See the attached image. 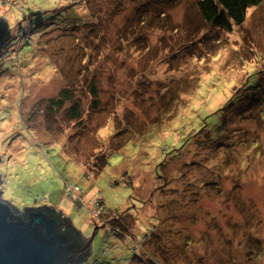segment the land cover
<instances>
[{
  "label": "rangeland",
  "instance_id": "obj_1",
  "mask_svg": "<svg viewBox=\"0 0 264 264\" xmlns=\"http://www.w3.org/2000/svg\"><path fill=\"white\" fill-rule=\"evenodd\" d=\"M172 2L0 0V198L61 211L91 241L80 264H264V91L217 113L264 87V2L233 33Z\"/></svg>",
  "mask_w": 264,
  "mask_h": 264
},
{
  "label": "water",
  "instance_id": "obj_2",
  "mask_svg": "<svg viewBox=\"0 0 264 264\" xmlns=\"http://www.w3.org/2000/svg\"><path fill=\"white\" fill-rule=\"evenodd\" d=\"M8 31V21L0 17V56L9 39ZM37 208L41 207L22 210L14 207L12 200L0 198V264L84 262L92 251L91 241L82 239L84 245H80L62 233L56 219Z\"/></svg>",
  "mask_w": 264,
  "mask_h": 264
},
{
  "label": "trees",
  "instance_id": "obj_3",
  "mask_svg": "<svg viewBox=\"0 0 264 264\" xmlns=\"http://www.w3.org/2000/svg\"><path fill=\"white\" fill-rule=\"evenodd\" d=\"M263 2H264V0H196V8L199 12V15L203 18V20L205 22H207L208 24H210L211 26H213L215 28H222V29L228 31L229 33H233L235 26H242L243 23L246 21L249 9L252 7L260 6ZM168 3L170 4V6H172V4L174 2H172V0H168ZM74 5L75 6H66V8L68 10H70L73 7H77L76 3H74ZM86 11L87 10H85V12ZM152 13L159 18L160 17L163 18L164 16L167 15L166 12L161 9V7H159L157 10H154ZM75 15L79 16V18L82 20L81 23L77 22V23L73 24L77 27L81 26L82 24H86V25L91 24V21L94 24L101 23L99 18L93 16V14L92 15L90 14V16H88L89 14H84L86 16L82 17L77 9L74 12H72V16H75ZM88 17L90 18V20ZM155 20L156 19H151V21H145V23L143 21L142 25H144L146 23L153 24L155 27H151L150 31L153 33H156L159 36V38L164 37V35H162L161 33L167 34L168 30H173L174 26H171L172 23L166 21V22H163L161 25H157V21H155ZM9 31H10V26H9ZM9 31H8V36L10 38V32ZM140 38H141V36L137 35L132 39L139 40ZM140 41H143V39ZM256 75H257V73H256ZM252 76H254V75H252ZM261 77L262 76H260V77L258 76V80H256L254 86L250 85V81L248 79V81L246 82V84L244 86L247 93L242 95V96H241V94L232 96L230 101H228L223 106V108H220L217 111V113H224V114H226V115L228 114V116H230L234 111H237V112H238V110L239 111H245L246 109H248V113L250 115L252 113H254L256 110V107H258L255 104L256 103H259V105L262 104V101H258L259 98L254 99V97L258 94L256 92L257 90H259V91L263 90L264 91L263 85L260 84V78ZM262 84H264V82ZM90 94H91L92 98H94V100L96 98L98 99V90H97L96 85L92 86ZM61 97H62V99L56 104L59 107H61L64 104L63 103L64 100H71L73 96L68 89H65V90H63ZM237 104L239 106H237ZM262 106H264V104ZM262 106L260 107L261 109H262ZM78 110H79V107L77 104H75L71 108V111H73L75 120H77L79 118ZM240 114H241V112H240ZM262 114L263 113L261 112V115ZM221 126H222V128L225 127L224 124H221ZM227 127H228V132H229L230 128L228 125H227ZM205 131H206V129H203V132H205ZM108 152H109V150H107V149H106V151H104L105 156L108 154ZM230 158L235 159L232 157H230ZM69 186H71L73 188L77 187L80 189L81 195L85 194V192L81 189L80 186L74 187L68 183L66 184V192H67V188ZM197 193L198 192L195 191V194H197ZM73 198H74V196H72V199ZM79 200H80V198H79ZM81 204H82V201L80 200V205ZM96 204H97L96 209L101 211V214H102V212L108 211L105 208L101 198L98 200V202ZM26 210L29 211V210H35V209L27 208ZM36 210L43 211L49 217L56 219L59 223L60 230L62 231V233L70 235V237L73 240H77V243H79L80 245H84V241L81 238V234L72 225V223L64 216V214L62 212H59V211H57L53 208L47 207V206L37 208ZM111 223H117L115 225L119 224L122 227V231H123V225H122L123 220H120V221L112 220ZM119 232L121 234L124 233V232H121L120 230H119ZM126 232L127 233L129 232L128 227L126 228L125 233Z\"/></svg>",
  "mask_w": 264,
  "mask_h": 264
},
{
  "label": "built area",
  "instance_id": "obj_4",
  "mask_svg": "<svg viewBox=\"0 0 264 264\" xmlns=\"http://www.w3.org/2000/svg\"><path fill=\"white\" fill-rule=\"evenodd\" d=\"M69 189H70V191H71V193L74 195V193H76V191H78V192H80V189L79 188H74L73 189V187H71V186H69L68 187ZM97 203V202H96ZM95 205H97V204H95ZM96 208V207H95ZM95 208H94V214L95 215H101V211H99L98 209H96V211H95Z\"/></svg>",
  "mask_w": 264,
  "mask_h": 264
},
{
  "label": "bare ground",
  "instance_id": "obj_5",
  "mask_svg": "<svg viewBox=\"0 0 264 264\" xmlns=\"http://www.w3.org/2000/svg\"><path fill=\"white\" fill-rule=\"evenodd\" d=\"M11 35V34H10Z\"/></svg>",
  "mask_w": 264,
  "mask_h": 264
}]
</instances>
